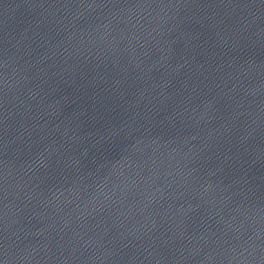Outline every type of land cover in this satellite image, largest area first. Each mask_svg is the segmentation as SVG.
<instances>
[{
    "label": "water",
    "instance_id": "obj_1",
    "mask_svg": "<svg viewBox=\"0 0 264 264\" xmlns=\"http://www.w3.org/2000/svg\"><path fill=\"white\" fill-rule=\"evenodd\" d=\"M0 264H264V0H0Z\"/></svg>",
    "mask_w": 264,
    "mask_h": 264
}]
</instances>
